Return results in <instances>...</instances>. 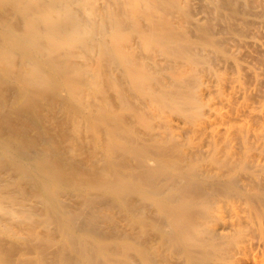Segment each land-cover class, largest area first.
Returning a JSON list of instances; mask_svg holds the SVG:
<instances>
[{
  "label": "bare ground",
  "instance_id": "1",
  "mask_svg": "<svg viewBox=\"0 0 264 264\" xmlns=\"http://www.w3.org/2000/svg\"><path fill=\"white\" fill-rule=\"evenodd\" d=\"M254 59L264 65V0H0V163L7 161L56 206L62 200L59 188L74 187L69 178H56L58 169L48 165L44 152L21 145L25 131L6 128L15 118L31 124L40 121L44 104L52 111L72 112L76 127L85 124L94 134L103 127L111 148L119 149L123 160L122 164L111 161L105 180L97 185L102 195L90 197L68 218L61 246H53L51 239L44 241L39 258L28 264H51V258L56 264H133L128 255L109 258V241L99 222L90 219L99 203L111 208L115 199L132 192L163 211V224L172 230L168 242L181 247L185 264H197L218 250L217 240L223 237L200 223L210 217L211 202L188 212L191 218L182 222L186 207L204 202L214 195V188L208 191V179L194 168L178 176L163 159L178 149V136L187 137L191 130L176 133L179 122L172 120L174 129L164 145L143 144L116 122V113H105L110 104L106 98L96 99L100 100L96 108L91 101L107 87L121 86L116 72L127 78L130 89L147 97L163 84L162 74L168 72L174 84L160 98L158 116L177 112L195 120L198 131L216 137L230 131L228 124L238 119L245 105L229 117L215 104L230 108L227 95L236 99L249 95L241 81L259 80L260 73L249 64ZM180 61L188 68L175 69ZM83 95H88L86 100ZM139 120L150 126L148 119ZM252 135L260 148L240 167L220 170L211 183L230 188V196L243 199L254 208L253 214L264 218V129ZM130 156L138 166H129ZM153 157L156 166L149 164ZM9 182L1 180L2 185ZM77 187L83 193L88 185L81 181ZM171 188L174 193L163 197ZM4 198L0 193V208ZM0 264H21L1 242Z\"/></svg>",
  "mask_w": 264,
  "mask_h": 264
},
{
  "label": "rangeland",
  "instance_id": "2",
  "mask_svg": "<svg viewBox=\"0 0 264 264\" xmlns=\"http://www.w3.org/2000/svg\"><path fill=\"white\" fill-rule=\"evenodd\" d=\"M249 64L260 73V78L253 83L242 79V86L249 95L240 99L227 95L231 103L230 108L215 104L219 112L229 117L234 115L238 107L245 105L238 119L228 124L230 131L216 137L198 131L195 129V120L188 121L177 112H161L163 115L158 116L159 100L166 95L167 90L173 88L174 84L175 78L168 72L162 74L165 81L160 86L156 85L150 97L130 89L127 78L116 72L121 86L107 87L106 92L91 101L96 108L100 105V100L96 99L106 98L110 104L109 111L105 113L112 111L116 113V122H121L130 132V138L143 144L164 145L167 133L174 129L172 120L179 122L180 128L174 129L176 133L180 134L182 128L191 130L187 137L178 136L176 140L178 149L163 159L170 162L178 176L194 168L196 173L208 179L205 188L208 191L214 188V195L207 196L204 202L197 206L188 205L187 212L183 215L182 222H188L187 220L191 218L188 212L202 209L206 203L211 202L213 210L210 217L200 219V223L209 225L212 232L217 231L223 237L217 240L220 244L219 249L203 257L197 264H264V218L259 214L255 215L254 208L243 199L235 195L230 196L232 194L230 188H221L211 183L212 180L219 178L221 171H226L232 165L240 167L247 156L261 146L260 141L253 137L252 133L258 135L264 129V115L263 117L257 115L260 112L264 113V65L255 59L249 60ZM177 65L175 69L181 65L188 68L184 61ZM83 96L85 100L88 97ZM212 98L214 103V95ZM40 110L42 112L40 121L31 124L15 118L6 128L11 131H25L20 141L21 145L32 146L40 153L44 152L47 156L44 154L42 156H46L48 165L55 171L58 169L56 178H69L75 185L70 188L66 186L59 188L62 200L56 206L42 197L26 177L20 176L17 171L11 169L7 161L2 160L0 193L5 198L1 200L0 208V220H3L4 224L0 227V242L7 250L15 252L21 264H28L36 260V257L39 258L45 247L44 241L48 239L55 241L53 246H61L65 239V223L68 218L78 208L86 205L90 197L102 195L97 185L102 179L105 180L111 161L123 163L119 149L111 148L110 139L101 129L103 127L98 129L101 131L100 136H96L99 132L94 134L85 128V124L76 127L75 117L72 120V112L69 114L66 110L58 109L52 111L48 104L42 105ZM139 117L148 119L150 126L141 122ZM126 160L131 168L138 166L134 156ZM157 161L153 157L149 164L156 166ZM131 168L125 170L126 173H129ZM1 180L10 182L2 185ZM81 181L88 185L83 193L77 187ZM173 193L172 188L168 189L163 197H170ZM234 197H238L239 200H236L239 202L233 199ZM246 204L250 207L248 208ZM62 205L67 208H60ZM90 219L99 222L100 230L109 241L108 256L111 259L128 255L133 264L186 262L181 247L168 242L172 230L163 224V211L154 201L147 200L138 193L132 192L115 199V204L111 208L99 203L98 209ZM49 261L56 264L53 258Z\"/></svg>",
  "mask_w": 264,
  "mask_h": 264
}]
</instances>
